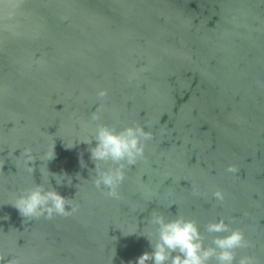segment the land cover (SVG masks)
Here are the masks:
<instances>
[{
    "label": "water",
    "instance_id": "95a60500",
    "mask_svg": "<svg viewBox=\"0 0 264 264\" xmlns=\"http://www.w3.org/2000/svg\"><path fill=\"white\" fill-rule=\"evenodd\" d=\"M97 108L152 133L118 199L79 142ZM35 183L79 210L25 221L11 204ZM154 209L195 220L206 245L223 217L252 245L238 257L264 264V0H0V264H136Z\"/></svg>",
    "mask_w": 264,
    "mask_h": 264
},
{
    "label": "clouds",
    "instance_id": "9594fccd",
    "mask_svg": "<svg viewBox=\"0 0 264 264\" xmlns=\"http://www.w3.org/2000/svg\"><path fill=\"white\" fill-rule=\"evenodd\" d=\"M107 95L106 89L97 92L99 99H104ZM101 120V112L97 108L90 117V121L95 124L90 138L79 142L90 145L88 149L90 159L95 164V177L92 178L94 187L106 198L118 199V189L125 180L126 169L144 158L145 148L147 142L152 139V133L145 131L140 125L126 126L118 130L115 125L102 123ZM81 126L89 125L88 122H84ZM93 141L95 146L91 147ZM20 155L25 158V170L32 175L37 157L32 155L31 148H25ZM54 155L53 146L51 154L45 153L39 159L47 162L52 160ZM82 161L81 155L80 162L83 167L85 165ZM101 164L109 166L101 168ZM43 166L46 167V163ZM226 170L230 173L238 171L234 165H229ZM57 176L60 175H55V179ZM77 178L80 179L79 175ZM56 182L59 185L62 180L56 179ZM68 183L71 184L70 179ZM213 198L222 203L225 198L224 193L216 190ZM11 205L18 210L25 221L40 218L51 220L56 216L69 217L79 210V205L74 203L73 199L62 196L51 187L46 188L44 183H35L31 187L19 189L15 202ZM66 206H70V210ZM148 224L156 237L154 243L147 237L153 250L140 255L136 264H149V262L151 264H257L254 256L239 255L238 257L237 250L247 249L252 245L240 229L232 228L223 217L205 225L206 233L215 234L207 245L205 244L207 237L193 219L180 215L174 219H167L164 214L154 209L150 213ZM4 260L5 257L0 255V261ZM7 264H20V261L12 258Z\"/></svg>",
    "mask_w": 264,
    "mask_h": 264
}]
</instances>
